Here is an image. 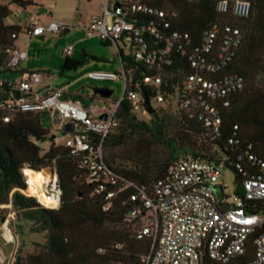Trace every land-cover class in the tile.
<instances>
[{
  "label": "built area",
  "instance_id": "2783aa9c",
  "mask_svg": "<svg viewBox=\"0 0 264 264\" xmlns=\"http://www.w3.org/2000/svg\"><path fill=\"white\" fill-rule=\"evenodd\" d=\"M216 11L247 18L251 12L250 0H221L216 4ZM166 17L163 10L138 1L121 0L116 6H110L109 0H105L98 15L84 27L88 37L97 36L113 43L117 51L120 49L124 56L140 62L147 72L136 81L132 80V70L124 71L122 67L116 73L89 72L87 79L91 81H121L123 85L121 98L113 101L110 109H101L96 119L78 102L64 99L63 90L50 86L39 89L43 76L38 72L21 73L16 84L6 82L8 89L15 93L0 101V109L8 114L46 113L58 118L59 126L60 123L72 124V131L64 134L61 145L78 159L79 168L86 172V184L102 196L103 210L109 209L119 193L133 189L129 194L132 205L124 221L131 226L135 240L150 242L148 254L140 257L141 264H202L203 258L217 264H237L234 261L244 257L249 247V259L238 264H264V216L246 211L248 202L264 201V162L256 159L250 146L237 158L256 162L257 170L242 180L241 195L233 194L230 199L218 183L225 160L221 155L219 162L190 157L177 159L149 189L119 179L103 162L102 143L118 127L116 113L124 93L134 114L139 111L147 115L142 107L140 88L154 90L155 95L149 102L158 104L156 108L163 102H174V108L199 123L203 137L211 141L219 134L221 109L229 105L231 94L243 87L244 81L239 75L218 73L239 44L237 28L212 24L201 32L200 44L192 46L187 34L168 31L164 23ZM65 29V24L53 22L44 28L30 17L25 33L27 38H35L45 33L59 34ZM71 51L72 47L64 49V57L70 56ZM173 51L185 57L189 72L183 73L174 93L166 95L160 93L159 88L167 86V75L170 76L174 68ZM7 55L6 67L14 69L24 60L25 51L13 47ZM2 85L0 82V88ZM1 120L8 122L9 115L2 116ZM233 129L236 130V126ZM228 142L231 144L232 140ZM214 149L218 152L216 147ZM236 168L239 170L238 165ZM25 170L32 169H22L24 176ZM46 173L45 194L55 199L54 206H44L34 196L23 194L34 198L44 208L57 209L61 204L57 175L53 168ZM23 183L26 191V176ZM216 186L222 192L219 201L215 196ZM220 205L231 209H221ZM4 240L9 243L13 238Z\"/></svg>",
  "mask_w": 264,
  "mask_h": 264
},
{
  "label": "trees",
  "instance_id": "16d2710c",
  "mask_svg": "<svg viewBox=\"0 0 264 264\" xmlns=\"http://www.w3.org/2000/svg\"><path fill=\"white\" fill-rule=\"evenodd\" d=\"M133 1L166 12L164 23L168 31L187 34L192 46L200 44L201 32L212 24L237 28L239 44L218 73L237 74L244 83L241 90L231 94L229 105L221 109L219 134L211 141L203 137L199 123L177 109L171 112L169 108L158 107L146 121L137 119L124 93L116 113L118 127L102 143L104 164L119 179L149 189L177 159L190 157L219 162L224 156V167L233 173V194L241 195L242 180L253 174L257 165L245 158L238 160L239 153L250 146L256 159L264 162V0H250L251 12L243 19L217 12L216 4L221 0ZM7 2L22 7L32 4L31 0ZM8 14L7 6L0 5V72L11 73L14 69L6 67L7 51L15 47L20 27L4 23ZM100 41L105 46L110 45ZM117 56L124 71L132 70L133 81L147 74L140 62L124 56L120 49ZM172 57L174 68L171 75H167V86L159 88V92L166 95L173 94L183 73L189 72L185 57L174 51ZM84 62L64 57L60 71L76 70ZM6 82L3 81L0 88V101L15 93L8 89ZM140 93L149 100L155 95L154 90L144 87L140 88ZM39 114L43 113L8 114L0 109V215H4L1 207L10 205L16 213L15 228L20 235L23 228H27L29 233L43 236V242L36 244V252L24 255L16 252L12 264H141L140 257L148 254L150 242L135 240L131 226L124 221L132 205L129 194L133 189L119 193L109 209L103 210L102 196L86 184L85 170L79 168L78 159L71 156L67 148L56 145L54 137H50L48 149L41 153L37 143L44 142L48 132L41 127ZM5 115H9L6 123L1 120ZM156 146L165 150L162 156L152 154ZM46 167L53 168L57 175L61 191V204L57 209L44 208L34 198L23 194L22 169L37 170L48 176L42 170ZM26 192L29 193L28 187ZM246 211L264 216V201L248 202ZM250 255L249 247L247 254L234 262L243 263ZM202 264L217 263L203 258Z\"/></svg>",
  "mask_w": 264,
  "mask_h": 264
},
{
  "label": "rangeland",
  "instance_id": "374dc122",
  "mask_svg": "<svg viewBox=\"0 0 264 264\" xmlns=\"http://www.w3.org/2000/svg\"><path fill=\"white\" fill-rule=\"evenodd\" d=\"M31 2V5L22 7L8 3L7 0H0V5H6L9 10L4 23L20 27L15 44L25 52L28 53L29 51L27 62L21 60L15 66V69L18 71L15 73L4 70L0 72V82L7 81L16 84L19 78H15V75L19 74L20 70L25 73L38 72L43 76L38 84L39 89L50 86L54 89L63 90L71 96L72 101H78L79 105L89 110L90 115L96 119L100 114V110L110 109L113 101L121 98L123 92L121 81L96 82L87 79V73H89L87 69L91 67L110 68L112 71L120 72V62L116 56L117 49L115 45L113 43L109 46L103 45L99 37H88L84 29L91 17L98 15L99 7L104 4L103 0H31ZM40 9H44L45 13H39ZM30 17L38 20L39 25L44 28L51 22L63 23L68 32L66 34L45 33L40 40L33 37L27 38L25 29L27 20ZM69 47H74L70 56H68L69 59H83L85 62L76 70L60 71V66L64 61L63 50ZM123 53L127 54L125 50H123ZM84 55L102 57V59L94 60L86 58ZM99 87H107L112 90L108 99L104 100L96 96L93 97L92 89ZM150 105L152 108L158 106L154 101H150ZM159 107L164 109L169 108V111L175 112L174 102L172 101H169V103L163 102ZM134 115L137 119L144 121L149 117L139 111L135 112ZM38 118L41 127L48 132V138L44 142L37 143L41 149V153L48 149L50 137H54L53 141L56 145L62 144L65 136L61 135L62 132L59 127H55V117L50 118L44 113L39 114ZM60 126H62V123H60ZM163 153H165V150L160 146H156L152 150L154 157L162 156ZM47 169L50 170L51 167H46L42 170L46 171ZM28 171L33 172L32 170ZM21 176L23 179H25V176L27 178V175L24 176L22 172ZM43 177L37 179L42 183L41 189L45 192L44 184L46 183L42 182ZM218 183L222 186L223 193L230 199L234 191L232 171L225 167L221 169L218 174ZM1 208L4 215L0 216L4 217V221L0 222V228L2 227L4 237L8 240L13 238V241L7 243L0 230V264H3L5 259H9L8 264H12L16 252L20 255L36 252L38 250L36 244L43 242V236L29 233L27 228H23L20 235L19 231L15 228L17 224L16 213L11 209L10 205H5ZM2 224H5L7 228L5 225L2 226Z\"/></svg>",
  "mask_w": 264,
  "mask_h": 264
},
{
  "label": "water",
  "instance_id": "95a60500",
  "mask_svg": "<svg viewBox=\"0 0 264 264\" xmlns=\"http://www.w3.org/2000/svg\"><path fill=\"white\" fill-rule=\"evenodd\" d=\"M115 6L117 4H114ZM39 13H45V10L44 9H40L39 10ZM66 32V30H65ZM36 39L40 40L42 39V36L40 37H35ZM112 93V90L107 88V87H99V88H93L92 89V94L93 95H97L98 97H100L101 99H108L109 96L111 95ZM142 99H143V102H142V107H143V110L146 112V114L148 116H151L153 113H154V109L151 107L150 105V102H149V99L146 97V96H142ZM101 120L104 119V116H101L100 117ZM54 125L55 127H59L60 130H61V135L64 136V134L66 132H71L72 131V124H64L62 126H59V120L58 118H55L54 120ZM215 196H216V199L219 201L221 200L222 198V192H221V189L219 186H216L215 187ZM78 197L80 198V195L78 194ZM220 208L221 209H231V207L229 208H225L224 206L220 205ZM4 221V217L0 216V222H3ZM9 262V259H5L4 260V263L3 264H8Z\"/></svg>",
  "mask_w": 264,
  "mask_h": 264
},
{
  "label": "bare ground",
  "instance_id": "6f19581e",
  "mask_svg": "<svg viewBox=\"0 0 264 264\" xmlns=\"http://www.w3.org/2000/svg\"><path fill=\"white\" fill-rule=\"evenodd\" d=\"M33 172H31V171L29 172L28 170H25V172H24L25 175H27V187H28V191H29L28 194H30L31 196H34L37 199V201L40 202L44 206H50V205L54 206L55 202H56L55 199L49 198L46 196L45 192H43L41 189L42 183L38 180V179H41L42 176H44L42 178V182L47 183L48 182L47 175H45L41 172H36V173H33ZM28 176H29V179H28ZM31 190H32V192H31ZM6 240H8V239H6Z\"/></svg>",
  "mask_w": 264,
  "mask_h": 264
},
{
  "label": "crops",
  "instance_id": "0c3cea01",
  "mask_svg": "<svg viewBox=\"0 0 264 264\" xmlns=\"http://www.w3.org/2000/svg\"><path fill=\"white\" fill-rule=\"evenodd\" d=\"M105 0H103V2H104ZM119 1H121V0H109V4H110V6H112V5H114V4H117V2H119ZM101 7V6H100ZM99 7V8H100ZM98 12H99V10H98ZM92 17H94V15L92 16ZM91 17V18H92ZM65 30H66V32H65ZM63 32H62V34H66L67 32H68V29H65ZM43 38V37H42ZM36 39V38H35ZM14 46L16 47V48H19L16 44H15V42H14ZM20 49V48H19ZM64 49H66V48H64ZM72 49H74V47H72ZM117 56V55H116ZM28 58H29V51H28V53L27 52H25V58H24V60L27 62V60H28ZM93 58H95L94 60H99V59H102V57H97V56H93ZM117 58H118V56H117ZM18 64H19V62H18ZM87 70H89V72H92V71H105V72H114V73H116V72H118V71H112L110 68H104V67H91V68H89V69H87ZM86 70V71H87ZM120 70H121V66H120ZM16 71H18L17 69H15L14 68V71L13 72H11V73H15ZM21 73H24V71H22V70H20L19 71V74H16L15 75V78H19L20 77V75H21ZM88 74V73H87ZM93 96H96V97H98L97 95H93ZM63 98L64 99H70V100H72V98H71V96L69 95V94H67V93H65L64 91H63ZM98 98H100V97H98ZM101 99V98H100ZM105 100V99H104ZM75 101V100H74ZM75 102H78V101H75ZM79 103V102H78ZM44 114V113H43ZM47 116H49L48 114H46ZM50 117V116H49ZM50 118H52V117H50ZM4 225V224H3ZM2 225V226H3ZM4 228V227H3ZM0 230H1V234H2V236L4 237V235H3V232H2V227L0 228ZM5 238V237H4Z\"/></svg>",
  "mask_w": 264,
  "mask_h": 264
}]
</instances>
